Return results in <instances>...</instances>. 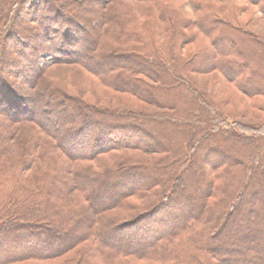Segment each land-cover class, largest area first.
Returning <instances> with one entry per match:
<instances>
[{"label": "trees", "instance_id": "16d2710c", "mask_svg": "<svg viewBox=\"0 0 264 264\" xmlns=\"http://www.w3.org/2000/svg\"><path fill=\"white\" fill-rule=\"evenodd\" d=\"M200 5L0 0V264H264V126L231 124L192 77L264 95V41ZM77 68L149 108L90 101Z\"/></svg>", "mask_w": 264, "mask_h": 264}, {"label": "rangeland", "instance_id": "374dc122", "mask_svg": "<svg viewBox=\"0 0 264 264\" xmlns=\"http://www.w3.org/2000/svg\"><path fill=\"white\" fill-rule=\"evenodd\" d=\"M168 1L177 10L181 11L185 17H188L189 19H195L198 16L196 14L199 12L201 3L208 5L210 4L211 6L215 5L218 7H222L227 11L225 19H231L232 22L240 24L246 33L251 32L252 34H254L253 36H256L257 38L259 37L261 40L264 41V0H260V4L258 3L259 1L257 2V0H168ZM202 40H199L200 42L186 46V51L188 52L187 54H189L188 57L193 58L194 54L199 49L210 46L207 40L204 41ZM238 50L240 51V48ZM49 61L50 60H48V62ZM42 62H44V60H42ZM199 67L200 69H202V71L198 73L193 72L192 74V77L195 79L194 81L199 86H201L207 92V94L213 99L215 105L219 108V110H221L223 115L225 114V116H228L227 118L230 119L231 124L240 123L242 126H245L244 128L246 127L249 128V130H253L254 127H259L257 130H260L264 126V111L261 109V107L264 106V95L260 94L256 96H251L249 95L248 92L246 94L241 89H239L231 79L233 77L231 75L234 74L233 70H226L225 73L224 71L218 70L216 68H211L209 66H208L209 68L206 70L203 64H200ZM75 70H76L75 73L78 72V74L80 75L79 77L80 86H83L86 81L87 83L91 82L92 84L91 85L92 90H88L87 92L88 95L86 97L90 101L98 104L100 102H103V104H107L108 101H111V103L114 105L129 104L135 107L149 108L148 106H146L142 102H139L138 100L130 99L122 95H119V97L115 100L110 99L111 92L102 88L97 83V80L91 78L90 76L87 75V73H85L84 71L78 68ZM254 70L257 71L258 69H254ZM253 86L254 85H249L246 86V88L248 90H251ZM258 89H261V87ZM73 92H75V90H73ZM102 95L103 96L108 95V96L103 101L98 100V98H101ZM223 145L224 147L228 148V150L230 149L229 143ZM198 153L202 155L203 151H199ZM139 155H143V154L139 152ZM20 156H21V150L18 149L17 147H13L12 145L11 150L8 152L5 158L8 160L9 163H13V162H17ZM35 168L30 171L24 170L23 171L24 173L22 172L23 177L26 179V182L30 186H35L37 183H39L38 179H36L37 178L36 176H35L36 178L32 177V175L35 173L34 171ZM42 168L45 169L46 167L40 164V169ZM18 169L19 168H17L16 170ZM0 176H2L3 179H5L6 174H2ZM145 179L146 177L142 175L140 182H143ZM192 184L190 183L191 187L189 189V192L197 193L194 184L193 185ZM73 195L75 196L77 194L74 193ZM131 202L133 204L132 207H134L136 204L138 206H142L148 201L146 199L140 200L134 198L131 200ZM150 205L151 202L147 203V206ZM141 210L143 209H139V211L135 210V212L134 211L131 212L130 215L136 214ZM255 210L257 211L256 213L259 215H262V213H264V208L263 210H261L258 207ZM113 212L125 218L129 215V212H123L118 209H114ZM263 218L264 217H262V219ZM248 227H251L250 225H248V223L243 226V228H248ZM43 233H44L43 235L44 237L43 238L40 237L41 239L40 238L38 239L42 241V243H45V245L48 244L47 246H50L49 244L50 242H52L54 238L53 237L49 238V233L46 230ZM113 237L114 239H118L117 236H113ZM29 240H31V238L29 239L25 237L23 239V241H26L28 243L30 242ZM61 260L62 259H56L55 262L58 263L61 262ZM55 262H51V264H56ZM21 264H30V263L26 262Z\"/></svg>", "mask_w": 264, "mask_h": 264}]
</instances>
